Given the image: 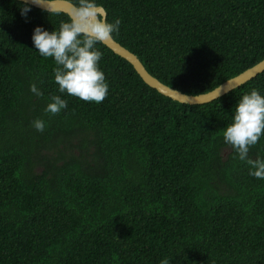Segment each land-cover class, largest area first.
Instances as JSON below:
<instances>
[{"label":"trees","instance_id":"trees-1","mask_svg":"<svg viewBox=\"0 0 264 264\" xmlns=\"http://www.w3.org/2000/svg\"><path fill=\"white\" fill-rule=\"evenodd\" d=\"M99 2L121 21L112 38L184 94L264 60V0ZM22 4L0 0V264H264V179L222 137L241 95H264V72L187 105L100 43L108 95L85 102L58 92L32 45L34 27L67 15L30 6L25 18ZM54 95L67 101L55 115ZM248 155L264 157V135Z\"/></svg>","mask_w":264,"mask_h":264},{"label":"clouds","instance_id":"clouds-1","mask_svg":"<svg viewBox=\"0 0 264 264\" xmlns=\"http://www.w3.org/2000/svg\"><path fill=\"white\" fill-rule=\"evenodd\" d=\"M71 5L66 19L60 21L58 28L49 31L42 26L33 29L31 40L33 48L44 58H52L56 67L53 69L54 82L58 92L79 98L85 102H103L108 95V83L100 69L102 52L96 45L108 41L119 32L121 21H109L99 9V0H68ZM32 4L42 6L51 15L54 13L44 0H31ZM31 10L25 3L20 6V13L27 17ZM29 90L36 97L42 92L35 84ZM45 108L53 115L67 107V101L60 95L50 97ZM231 123L223 129V142L229 145L236 157L249 165V175L264 179V157H249V149L264 135V95L258 90L241 95L235 104ZM33 127L38 132L44 131L45 121L36 119ZM161 264H168L163 260Z\"/></svg>","mask_w":264,"mask_h":264},{"label":"water","instance_id":"water-1","mask_svg":"<svg viewBox=\"0 0 264 264\" xmlns=\"http://www.w3.org/2000/svg\"><path fill=\"white\" fill-rule=\"evenodd\" d=\"M23 3H27L30 6H33L35 8L44 10L42 6H38L31 3V0H18ZM44 2L47 4L48 8L52 10V12H62L66 15L69 14L71 5L67 0H44ZM45 11V10H44ZM99 11H101L103 14H106V11L104 8H100ZM107 16V14H106ZM105 46H107L110 50H112L115 54L120 56L121 58L125 59L127 62H129L136 70V72L139 74V76L142 78V80L151 88L155 89L162 95L177 101L182 104L187 105H200V104H207L210 102H213L217 100L218 98H221L225 95H227L229 92L233 91L234 89L246 84L250 80L256 78L258 75L262 74L264 72V60L255 65L254 67L244 71L240 75L227 80L223 84H221L216 89L200 95H187L184 94L178 90H175L162 82H160L158 79L153 77L148 73V71L144 68L143 64L140 62V60L137 58L135 54L124 48L122 45H120L118 42H116L113 38L109 39L108 41L102 42Z\"/></svg>","mask_w":264,"mask_h":264}]
</instances>
